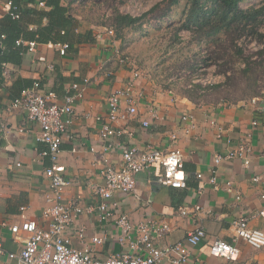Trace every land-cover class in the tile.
<instances>
[{
    "label": "crops",
    "instance_id": "obj_1",
    "mask_svg": "<svg viewBox=\"0 0 264 264\" xmlns=\"http://www.w3.org/2000/svg\"><path fill=\"white\" fill-rule=\"evenodd\" d=\"M9 1L0 0V21L8 15ZM83 1L86 0H61L77 20V27L70 35L61 33L55 37L58 43L70 45L65 56L52 44L45 43L30 52L27 48L7 49L0 42V58H8L7 62L0 63V241L7 252L0 255V264H20L7 254L19 253L22 249L23 238L16 239L10 227L20 224L23 215L43 227L49 223L44 211L49 206L46 196L51 191V180L45 171L51 161L40 154L47 145L36 141L40 129L28 123L22 111H8L23 90L37 83L39 93L54 91L60 103L67 94L77 93L71 87L73 84L79 85L84 94L74 104V123L63 138L58 162L59 172L72 182L63 202L79 204L85 210L73 223L85 229V241L75 236L74 228L68 231L76 249L91 244V238L97 236L102 241L93 245V254L98 260L129 250L121 245L120 232L113 222H101L96 212L88 210L97 204L94 187L105 182V161L120 168L125 145L141 150L151 146L165 152L176 147L184 154L185 186L172 188L163 184V168L153 167L136 176L133 194L113 197L119 212L128 215L135 224L149 223L158 228L159 234L153 233V236L160 247L183 242L188 234L204 228L206 240L198 246H188L187 264H264V249L252 248L246 241L235 239L230 231L231 223L244 217L250 218L252 229L264 231V178L253 182L255 176L264 173V95L239 103L198 104L140 77L136 90L144 96L136 104L138 113L114 125L116 129L128 128L132 136L117 137L113 141L116 149L104 151L105 142L100 136L103 121L99 119L106 118V98L125 86L133 70L129 64L120 62L121 58H127V51L116 33L115 36L106 34V28L96 31L82 21L80 4ZM19 21L27 31H39L48 24L45 17L24 13ZM78 35L88 39L81 41ZM122 108L125 112L127 105L123 103ZM153 110L158 118L153 116ZM184 115L192 118L183 123ZM144 121L149 122L148 127L143 126ZM171 134L177 135L174 143ZM244 140H249L253 150L249 165L241 159L215 164V156L235 151ZM228 182L234 192H228ZM196 206L200 207L199 211L195 210ZM181 208H186L188 214L181 215ZM164 226L168 227L165 231ZM216 239L238 247L237 262L210 254L209 244Z\"/></svg>",
    "mask_w": 264,
    "mask_h": 264
},
{
    "label": "built area",
    "instance_id": "obj_2",
    "mask_svg": "<svg viewBox=\"0 0 264 264\" xmlns=\"http://www.w3.org/2000/svg\"><path fill=\"white\" fill-rule=\"evenodd\" d=\"M8 7L7 12L12 19L21 18L19 10L10 1ZM39 7H45L44 2L40 1ZM105 30L106 34L115 36L113 29ZM16 44L24 45L30 52H35L40 45H46L38 41H24L23 39H19ZM47 44H52L62 56L67 54L70 47L65 43L49 42ZM120 62L128 64L129 59L123 57ZM140 77V72L133 69V75L125 86L113 91L106 98L107 115L104 120L99 119L103 121L100 136L105 142L104 151L106 152L116 149L113 141L117 137L131 138L132 136L128 128L116 129L114 125L120 120H127L138 113L136 104H138L139 98L144 96L143 92L136 90V82ZM71 87L73 90H77V93L67 94L63 103H60L54 91L39 93V84L37 83L33 88L23 90L21 96L16 98L8 108L10 112L22 111L28 123L39 127L40 132L36 136V141L47 145V149L40 154L42 157H49L51 161V166L45 171L51 180V191L46 196L49 206L44 211V216L49 221L48 226H40L36 220L28 219L23 215L20 224L10 227L16 239L23 238L22 249L19 253L9 252L7 256L17 259L20 264H163L165 261L170 264H187L190 257L188 246H198L206 240L204 228H197L188 234L183 242L160 247L155 244L153 236V233L159 234L158 228L149 223L135 224L128 215L119 212L117 203L112 202L116 194H133L136 190V176L156 166H160L164 170L163 184L172 188H183L185 186L184 154L181 149L176 147L165 152L151 146L141 150L132 145H125L122 148L123 161L120 168H114L108 161H105L106 166L103 172L105 182L94 187L97 204L88 210L96 212L97 218L101 222L115 224L120 232L119 241L123 247L129 249L128 251L112 254L106 260H98L94 257L93 248L95 245L101 244L102 241L99 237H92L91 244H84L80 249H76L72 245L68 231L74 228L75 236L81 242L85 241L86 231L82 226H73L74 218L83 214L85 210L79 204L63 202L65 191L72 185V182L65 178L58 168L61 143L74 123V104L84 97L83 90H80L79 85L73 84ZM123 103L127 105L125 112L122 108ZM152 113L155 118H158L155 110ZM191 118L189 115H184L182 122L186 123ZM254 125H258V122H254ZM143 126L148 127L149 122L144 121ZM186 132L189 133L190 129H187ZM170 139L174 143L177 140V135L171 134ZM252 151L249 140H244L235 151H229L224 155L218 154L214 161L215 164H220L224 160L241 159L245 165H249ZM198 177L201 178L202 175H198ZM263 178L264 173L261 176H255L253 182H259ZM215 180V178L212 179L213 182ZM227 190L228 192L235 191L229 182ZM237 199H241L239 194H237ZM21 210L24 211L25 208ZM195 210L199 211L200 207L196 206ZM179 211L183 216L188 214L186 208H181ZM249 223L250 218L236 219L231 223L230 231L235 239L246 241L254 249H264V231L252 229ZM167 229V226L163 227V231ZM209 246L212 256L231 263L237 262L239 258L238 247L223 239H216ZM6 253L0 241V255Z\"/></svg>",
    "mask_w": 264,
    "mask_h": 264
},
{
    "label": "rangeland",
    "instance_id": "obj_3",
    "mask_svg": "<svg viewBox=\"0 0 264 264\" xmlns=\"http://www.w3.org/2000/svg\"><path fill=\"white\" fill-rule=\"evenodd\" d=\"M161 2L86 0L81 2L83 10L79 13L82 21L96 31L113 29L125 44L131 69H136L144 81L157 88L192 96L198 103L216 105L244 102L264 95L263 44H258L251 36L242 37L239 45L244 48V58H236L233 70L226 74L213 62L211 41L194 40L188 30L179 31V39L175 38L182 19L185 20L184 11L188 10L190 0H180L167 16L159 19V11L152 10ZM263 4L264 0H245L240 7L248 10ZM117 13L146 17L119 33L114 21ZM245 60L260 65L255 66V72H248Z\"/></svg>",
    "mask_w": 264,
    "mask_h": 264
},
{
    "label": "trees",
    "instance_id": "obj_4",
    "mask_svg": "<svg viewBox=\"0 0 264 264\" xmlns=\"http://www.w3.org/2000/svg\"><path fill=\"white\" fill-rule=\"evenodd\" d=\"M40 1L44 2L45 7L51 9L39 11ZM244 1L190 0L188 10L184 11L185 20L182 19L175 38L179 39V31L188 30L194 40L205 41L208 39L211 41L213 49L210 52L213 55V62L217 63L221 71L227 74L233 70L232 65L236 63V58H244V48L239 45V40L242 37L251 36L255 42L264 45V4L244 10L240 7V3ZM10 2L14 7H17L21 17L23 13L45 17L48 24L39 31H27L21 26L19 19L14 20L10 15H6L0 21V42L7 49L13 47L17 50L26 49L24 45L16 44L19 39L40 43H58L60 41H57L55 37L61 33H64L63 36H68L77 27V20L69 13L68 7L62 5L61 0H10ZM179 3L180 0H162L161 4L155 6L152 12L159 11L160 19L167 16ZM145 17L146 15L134 17L130 14L117 13L114 16L116 30L121 33L124 29L140 23ZM78 38L81 41L88 39L87 36L82 35H78ZM7 59L5 56L1 57L0 63L7 62ZM245 61L248 72H255V66L260 65L259 62ZM254 81H257V78ZM187 97L195 102L192 96Z\"/></svg>",
    "mask_w": 264,
    "mask_h": 264
},
{
    "label": "water",
    "instance_id": "obj_5",
    "mask_svg": "<svg viewBox=\"0 0 264 264\" xmlns=\"http://www.w3.org/2000/svg\"><path fill=\"white\" fill-rule=\"evenodd\" d=\"M1 45V44H0ZM0 52H1V49H0Z\"/></svg>",
    "mask_w": 264,
    "mask_h": 264
}]
</instances>
